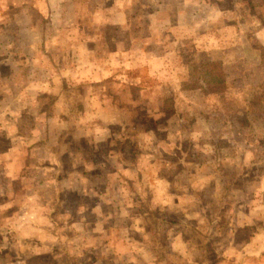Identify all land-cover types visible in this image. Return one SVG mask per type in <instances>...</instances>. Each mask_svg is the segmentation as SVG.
<instances>
[{
    "label": "crops",
    "instance_id": "0c3cea01",
    "mask_svg": "<svg viewBox=\"0 0 264 264\" xmlns=\"http://www.w3.org/2000/svg\"><path fill=\"white\" fill-rule=\"evenodd\" d=\"M169 1L0 0L4 257L13 244L47 264H88L91 255V264H264L260 194L246 205L226 201L248 176L240 166L252 165L249 156L234 163L225 158L230 147L209 144L223 157L201 162L180 142L155 141L172 126L132 120L156 117L157 100L132 108L122 73L162 64L176 34L239 32L260 19L254 12L264 13V0ZM220 161L224 169L215 170ZM230 165L238 168L232 180Z\"/></svg>",
    "mask_w": 264,
    "mask_h": 264
},
{
    "label": "rangeland",
    "instance_id": "374dc122",
    "mask_svg": "<svg viewBox=\"0 0 264 264\" xmlns=\"http://www.w3.org/2000/svg\"><path fill=\"white\" fill-rule=\"evenodd\" d=\"M169 2L175 7L172 0ZM254 16L260 19L257 22L246 21L240 24L238 28L241 29L237 33L218 28L215 34L208 38L176 34L167 39V52L159 56L162 57V64H149L145 70L136 71L137 73L132 69H123L122 72L127 77L126 80L130 79L128 84L139 78L144 86L135 90L124 84L125 90L134 91V96L129 98L128 102L132 108L145 104L144 100L148 97L157 100L150 106L154 113L157 112L156 117L150 119L138 115L132 117V120L142 125V128H151L162 123L172 126L170 135L158 132L155 141L180 142L190 156L194 155V158L201 162H217L218 158L222 159V152L214 151L212 145H215L216 150L217 146L230 147L225 158L234 163H239L241 157L249 156L244 160L252 161V165H244L245 161H242L243 165L240 166L241 171L247 172L248 176L234 182L233 193L226 196V201L239 200L243 205L254 201L255 194H260V199L264 201V193L260 191L264 186H260L257 177L264 176V13L258 10L254 12ZM210 47L213 49H209ZM211 63L221 64L220 69L224 76L221 83L218 81V72L209 70ZM159 98L166 100L161 103ZM161 105L163 112L160 117ZM93 124L101 125V122L95 120ZM176 129H185L186 133H178ZM189 131L194 132L189 134ZM194 142L199 147L194 149ZM2 147L3 141L0 139L1 150ZM167 151H173V154L177 152L176 149ZM212 167L220 171L224 169L221 161ZM66 168L69 166L66 165ZM225 168L229 175L230 172L233 174L229 178L232 180L234 169L237 172L238 168L233 165ZM68 199V207L72 208L77 202V195L69 194ZM92 200L87 198L85 202L92 204ZM88 218L91 219L90 216ZM2 228L0 264H47L33 260L25 251L29 248L25 245L11 244L5 247L8 255L4 257V239L1 238L4 237L2 233L7 235L8 232ZM242 239L244 240L243 234ZM221 245L224 246L225 243L222 242ZM17 252L20 254L17 255ZM20 255L27 258L24 259L25 262L20 259ZM93 256L89 257L88 264L95 260ZM58 264L65 263L61 261ZM73 264L87 263L75 259Z\"/></svg>",
    "mask_w": 264,
    "mask_h": 264
},
{
    "label": "trees",
    "instance_id": "16d2710c",
    "mask_svg": "<svg viewBox=\"0 0 264 264\" xmlns=\"http://www.w3.org/2000/svg\"><path fill=\"white\" fill-rule=\"evenodd\" d=\"M212 64V66H209V70L211 71H213V70H215L216 72H218V74L217 75H219V80L218 81H220L219 83H221L222 81H223V79H224V76H223V72H222V70L220 69L221 68V64L220 63H218V64H216L215 65V63H211ZM212 77V76H211ZM216 82V81H215ZM215 82H214V84H215ZM217 83V82H216Z\"/></svg>",
    "mask_w": 264,
    "mask_h": 264
}]
</instances>
